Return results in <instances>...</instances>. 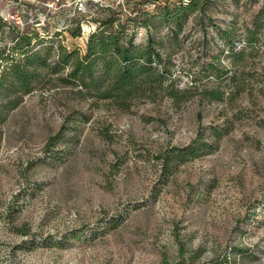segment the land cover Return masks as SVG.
<instances>
[{
    "label": "rangeland",
    "instance_id": "obj_1",
    "mask_svg": "<svg viewBox=\"0 0 264 264\" xmlns=\"http://www.w3.org/2000/svg\"><path fill=\"white\" fill-rule=\"evenodd\" d=\"M13 1L1 8L21 18L0 19L6 55L18 32L60 34L57 42L84 52L104 8L125 19L180 0ZM207 15L242 39L246 28L256 30L259 41L231 58L213 38L218 29L190 19L172 56L176 87L194 94L180 105L162 95L136 99L129 110L95 108L49 78L17 103L1 87L0 264H176L182 250L187 264H264V0H212ZM78 24L74 38L67 30ZM136 39L145 42L144 28ZM212 61L224 65L219 81ZM206 87L221 88L224 99L209 100ZM75 111L63 142L48 151ZM201 132L210 142L222 137L163 177L156 157Z\"/></svg>",
    "mask_w": 264,
    "mask_h": 264
},
{
    "label": "trees",
    "instance_id": "obj_2",
    "mask_svg": "<svg viewBox=\"0 0 264 264\" xmlns=\"http://www.w3.org/2000/svg\"><path fill=\"white\" fill-rule=\"evenodd\" d=\"M150 3H160L161 0H148ZM212 0H180L171 4L169 1L158 6L156 11H148L140 7L136 15L125 19L121 12L112 8H104L107 15L99 20L97 29L91 33L85 42V51L69 49L62 42H57L56 34L51 38L31 36L29 33L18 32L13 37L12 52H0V89L4 95L14 96L17 103L31 93L42 80L55 83V87L68 88L80 100L89 102L90 106L99 108L107 102L118 109L129 110L136 99H158L167 96L176 105L187 102L194 97L191 89H178L173 80V53L180 45V34L191 19L198 20L203 30L208 26L218 29L213 38H219L231 58H243L247 51L256 45L259 38L256 30L246 28L244 37L239 38L237 29L221 28L207 15ZM163 3V2H162ZM134 13V14H135ZM164 27L170 31L165 37L160 32ZM144 28L147 39L144 43H137V30ZM255 29H259L257 26ZM74 38L81 36V27L67 30ZM36 39V44H32ZM226 48V49H225ZM4 63H7L4 66ZM208 70L211 76L221 80L225 75L220 70L224 65L218 61ZM41 83V84H40ZM1 91V90H0ZM202 93L209 99L221 101L225 92L221 88H204ZM80 114L75 111L68 116L58 133L49 138L47 150L63 142L70 131L74 116ZM82 117L86 116L82 114ZM216 133V132H215ZM215 141L206 139L205 132H201L196 140L187 146H173L160 153L156 160L161 166L162 176L166 179L173 174L180 165L191 161L202 152L214 149V143L222 136L215 134ZM53 157V155H51ZM111 223H115L113 220ZM28 232H24L27 235ZM241 251V250H240ZM242 252V251H241ZM165 264H170L165 261ZM225 262L212 260L210 264ZM187 264L185 253L181 251L179 262Z\"/></svg>",
    "mask_w": 264,
    "mask_h": 264
},
{
    "label": "built area",
    "instance_id": "obj_3",
    "mask_svg": "<svg viewBox=\"0 0 264 264\" xmlns=\"http://www.w3.org/2000/svg\"><path fill=\"white\" fill-rule=\"evenodd\" d=\"M14 4L13 0H0V19L4 22H12L21 23V18L18 13L12 11H1V8L11 6ZM79 11L83 9V4H80Z\"/></svg>",
    "mask_w": 264,
    "mask_h": 264
}]
</instances>
